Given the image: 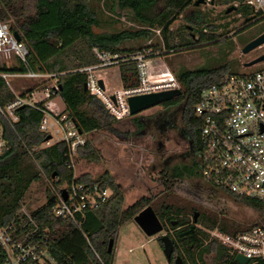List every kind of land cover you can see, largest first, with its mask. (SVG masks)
<instances>
[{
  "label": "trees",
  "instance_id": "obj_1",
  "mask_svg": "<svg viewBox=\"0 0 264 264\" xmlns=\"http://www.w3.org/2000/svg\"><path fill=\"white\" fill-rule=\"evenodd\" d=\"M197 1L0 0V20L10 23L12 33H17L21 42L30 50L27 64L15 59L9 66H0V75L23 74L28 71L49 75L53 80H57L59 90L56 95L60 96L67 106L65 114L75 123L82 135L98 130L116 133L115 125L120 121L110 114L98 97L92 96L85 89L88 74L81 70L101 63L95 49L118 56L121 85L124 90H130L140 86L137 62L131 57L143 55L144 52H138L143 50L141 48H128L125 44L132 41H151L157 30L160 31L158 36L162 41L149 46L154 52L162 51L163 47L171 53L178 49L217 44L218 37H222L216 33L218 26H211L209 15L196 8ZM234 3H238L236 11L247 23L264 20L263 12H257L246 0H220V4ZM102 7L111 12L116 9L131 12L140 28L116 33L96 32L97 28L104 26ZM181 18L191 24L182 28L186 33L181 29L171 30ZM194 27H212L214 30L213 33H204ZM249 28L250 26H247L241 31L245 32ZM192 29L199 35L198 39L190 33ZM148 57L150 56H146ZM227 63L216 64L214 68L207 67L195 71L183 69L177 72L175 79L183 94L160 105L165 109L181 110L182 120L193 144L192 165L200 172V158L199 161L196 158L201 150L198 137L202 121L195 115V106L206 88L218 83L228 74L241 73L233 71L234 64ZM36 89L33 86L23 90V97ZM15 98L16 95L8 82L0 76V108L5 109ZM47 102L48 100H44L34 106L26 105L18 109L16 113L20 120L15 124L3 119L10 149L0 155V226L13 224L18 236L36 229L33 240L50 252L56 264H113L120 229L134 221L148 206H152L165 228L175 231L176 254L185 264H239L235 255L227 248L211 240L208 231L220 229L224 233L237 235L251 232L258 227L264 229L263 200L238 196L224 190L223 194L230 200L255 211L259 215V221L251 225L242 224L224 212L208 209L183 198L166 186L162 196L143 197L124 209V191L109 172H105L97 180L77 179L68 156V145L65 142H57L44 146L49 142L50 135L40 131V124ZM134 122L140 130L143 128L144 125L138 118H135ZM78 150L80 156L90 162H99L102 159L100 152L89 140ZM165 175L164 172L163 177ZM44 180L52 184L53 191H48L45 205L30 212V219L22 214L26 195L34 183ZM73 182H88L90 186L101 184L111 191V195L99 206L78 213L76 224L69 219L57 217L54 213L59 194ZM196 213L198 218L195 223ZM193 226L191 233L180 236ZM111 240H114V248L109 252ZM209 257L212 258L211 263L207 262ZM248 264H264V260H252Z\"/></svg>",
  "mask_w": 264,
  "mask_h": 264
},
{
  "label": "rangeland",
  "instance_id": "obj_2",
  "mask_svg": "<svg viewBox=\"0 0 264 264\" xmlns=\"http://www.w3.org/2000/svg\"><path fill=\"white\" fill-rule=\"evenodd\" d=\"M237 6L238 3L225 5L220 4V0H204V3L196 7L209 15L211 26H218L216 33L222 37H218L217 44L193 49H178L171 53L163 47L162 51L154 52V49L149 46L162 41L156 32L151 41H132L125 45L138 50L141 48L143 50L138 52H144V56H150L144 59V62L150 72L154 68L152 72L154 75L169 71L176 78V73L183 69L195 71L207 67L214 68L216 64L224 65L228 64L227 62L234 64L233 71L242 72L244 64L264 54V46L246 55L242 53L246 44L264 33V20L247 23V20L237 13ZM233 7L235 9L228 12ZM102 9L104 26L101 29L97 28L96 32L116 33L130 28H140L131 12L118 9L111 12L106 7ZM189 25L191 26L181 18L171 30L181 29L186 33L182 28ZM247 26L250 28L242 32L241 30ZM201 30L204 33H213L214 29L210 27ZM190 33L194 34L193 37L196 39L199 38L193 29ZM14 61L15 58H12L4 64L10 65ZM96 75L107 83V94L123 89L122 85L119 86L117 65L104 71L96 70ZM8 84L15 95H21L23 90L34 86L38 94L35 99L32 98L33 103L48 100L57 106L55 100L59 96L52 93L57 80H53L50 76L39 80L11 79ZM47 89L51 91V99L41 94ZM135 118L144 125L141 130L134 122ZM115 128L116 133L98 130L87 135L81 134L100 152L102 159L99 162H90L83 159L77 150L72 158L75 178L97 180L105 172H109L124 191V209L134 205L143 197L162 196L166 186L179 196L208 209L224 212L242 224L251 225L259 221V215L255 211L230 200L222 190L210 189L200 171L193 167L191 161L193 144L179 108L165 109L157 106L139 115L120 120ZM52 133L55 136L52 135L50 142L44 146L62 141V136L57 135L55 130ZM196 159L199 161V157ZM164 172L165 177H163ZM49 190L53 191V187L47 180L34 183L26 195L22 214H30L45 205ZM163 235H166L165 231L154 237H148L135 221L127 223L120 229L113 264H169L157 240ZM207 262L211 263L212 258H207Z\"/></svg>",
  "mask_w": 264,
  "mask_h": 264
},
{
  "label": "built area",
  "instance_id": "obj_3",
  "mask_svg": "<svg viewBox=\"0 0 264 264\" xmlns=\"http://www.w3.org/2000/svg\"><path fill=\"white\" fill-rule=\"evenodd\" d=\"M246 3L264 15V0H248ZM156 32L160 34V31ZM95 53L101 63L81 70L88 74L87 91L98 97L117 120L130 116L127 103L129 96L180 89L178 81L168 70L162 74H152L154 68L149 71L144 62L146 56L138 54L131 58L137 62L140 86L107 94V83L102 80L105 88H101L96 70L104 71L116 66L118 56H111L97 49ZM29 55L28 46L15 38L7 22L0 20V66L12 58L27 64ZM243 68L241 73L228 74L218 83L206 88L195 106V115L202 121L198 137L201 148L198 151V166L205 182L215 189L264 201V63ZM0 76L8 83L11 79L38 80L49 77L32 71L23 74L4 73ZM58 90L56 84L52 93L56 94ZM50 97L51 91L48 94V98ZM113 97L115 101L112 100ZM32 104L31 99L16 95L15 100L5 109L0 108V155L10 149L3 119L13 124L19 122L16 111ZM43 113L40 131L54 135L52 132L55 130L57 135L62 136V142L68 145L72 165L73 156L86 140L75 123L54 102H48ZM64 192L67 199L64 198ZM110 195L111 191L101 184L90 186L88 183L73 182L59 194L54 213L57 217L69 219L76 224L78 213L99 206ZM25 215L31 219L29 214ZM16 231L13 224L0 226V264H56L50 252L33 240L36 229L19 236ZM208 233L212 241L227 248L235 257L242 255L250 261L264 260L262 228L237 235L224 233L220 229L210 230Z\"/></svg>",
  "mask_w": 264,
  "mask_h": 264
},
{
  "label": "water",
  "instance_id": "obj_4",
  "mask_svg": "<svg viewBox=\"0 0 264 264\" xmlns=\"http://www.w3.org/2000/svg\"><path fill=\"white\" fill-rule=\"evenodd\" d=\"M202 3H204V0H198L195 4L196 7L200 6ZM235 8H230L228 12L233 11ZM15 38L18 41H21L20 36L15 33ZM264 46V33L249 42L245 45V47L242 50L243 54H249L252 51ZM264 63V54L254 60H252L249 63L244 64L245 68H252L258 64ZM99 84L101 88H105L104 82L102 80L99 81ZM85 89L87 90V84L85 85ZM183 94L181 89H172V90H166L162 92H153V93H147V94H139V95H133L129 96L127 98L128 103V109L130 116H136L139 115L142 112H145L147 110H150L154 107L160 106L161 104L170 101L176 97H179ZM113 101H115V97L112 98ZM55 102L57 103L58 107L62 112L67 111V106L63 99L59 96ZM81 133V132H80ZM48 140H51V137L49 136ZM55 177V175H54ZM64 198L67 199L66 192H64ZM198 213L195 215V223L197 222ZM134 221L138 224V226L141 228V230L148 236V237H154L164 231V226L160 219L158 218L157 214L155 213L152 206H148L146 209H144L140 214H138ZM194 230V226L191 227V229L182 234H188L191 233ZM161 242L164 245V254L169 264H185L183 259L178 256L174 260L173 254H174V244L172 242V239L169 235H163L160 238ZM114 248V240L110 241L109 244V252H112ZM235 260L239 264H248L250 260L247 257H244L242 255H237Z\"/></svg>",
  "mask_w": 264,
  "mask_h": 264
},
{
  "label": "flooded vegetation",
  "instance_id": "obj_5",
  "mask_svg": "<svg viewBox=\"0 0 264 264\" xmlns=\"http://www.w3.org/2000/svg\"><path fill=\"white\" fill-rule=\"evenodd\" d=\"M164 231L166 232V234L167 235H169L170 236V238L172 239V242H173V244L176 242V238H175V231L173 230V229H171V228H165V226H164ZM186 232H188V231H185V232H183L182 234H184V233H186ZM180 235L181 237H184V236H186L187 234H185V235ZM162 236H159L158 238H157V240L159 241V243H160V245H161V247H162V249H164V245H163V243L161 242V240H160V238H161ZM174 247H175V244H174ZM176 255V247H175V250H174V254H173V256H175ZM176 257H178L177 255L174 257V258H176ZM173 258V257H172Z\"/></svg>",
  "mask_w": 264,
  "mask_h": 264
},
{
  "label": "crops",
  "instance_id": "obj_6",
  "mask_svg": "<svg viewBox=\"0 0 264 264\" xmlns=\"http://www.w3.org/2000/svg\"><path fill=\"white\" fill-rule=\"evenodd\" d=\"M8 61V60H7ZM11 65V64H10ZM9 66V65H8ZM43 79H45V78H43ZM119 86H121V81H120V83H119ZM50 93V91H49V89H47L46 91L44 90L43 92H41V94L45 97V98H47V99H49L48 98V94ZM36 94H38V93H36V91H34L33 93H29V94H26V96L25 97H27V98H29V99H31L32 100V98L33 99H35V96H36ZM31 95V96H30ZM19 96H23V93H21V95H19ZM32 103H33V100H32ZM37 103H39V102H37ZM36 103H33L32 104V106H34ZM132 117V116H131ZM118 121H120V120H118ZM50 135V134H49ZM50 137H51V139H52V135H50ZM49 142H50V140H49ZM48 142V143H49ZM60 142H62V141H60Z\"/></svg>",
  "mask_w": 264,
  "mask_h": 264
}]
</instances>
